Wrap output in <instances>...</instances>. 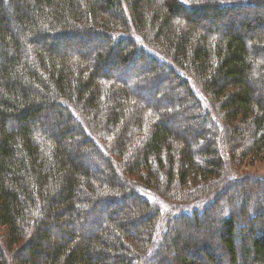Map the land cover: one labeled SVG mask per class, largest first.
<instances>
[{"label": "trees", "instance_id": "16d2710c", "mask_svg": "<svg viewBox=\"0 0 264 264\" xmlns=\"http://www.w3.org/2000/svg\"><path fill=\"white\" fill-rule=\"evenodd\" d=\"M263 154L264 0H0V264H264Z\"/></svg>", "mask_w": 264, "mask_h": 264}, {"label": "rangeland", "instance_id": "374dc122", "mask_svg": "<svg viewBox=\"0 0 264 264\" xmlns=\"http://www.w3.org/2000/svg\"><path fill=\"white\" fill-rule=\"evenodd\" d=\"M69 41H71V42H73V44H76V43H79L80 45H77V46H82V47H84V46H93V45H95L96 44V41H94L92 38H89L87 41H84L83 43H81V42H78V41H72V40H69ZM68 41V42H69ZM66 44V43H65ZM68 44V43H67ZM68 45H70V44H68ZM101 46H104L105 47V44L104 43H102L101 42ZM63 47H65V46H63ZM145 62H147L146 60H144ZM144 68H142L141 66H139V67H135V69L134 70H121L120 72H117L116 73V76L118 75L120 78H122V79H125V78H127L128 77V75L130 74V73H132V72H140L141 70H143ZM110 71L112 72V73H115V71L111 68L110 69ZM119 71V70H118ZM165 77H167V75L165 74ZM169 77V76H168ZM164 79H162V81H163ZM162 89L164 90V93L163 94H161V96H163L164 98H166L167 97V94L166 93H168V89H169V87H168V83L166 82V83H163L162 84ZM173 89H175V91H174V93L176 94V97H177V99H180V97H183L184 96V93L182 92V91H180V90H178L177 88H175V87H173ZM174 117H176L175 115H174ZM177 119H175V121H176ZM177 122V121H176ZM183 125V124H185V126L187 125L186 123H185V121H184V119H183V117L180 119V122H179V125ZM181 127V126H180ZM113 138H114V136L113 135H108V136H106V138L104 139L105 141H108V142H111L112 140H113ZM84 165L85 166H87V167H91V163L90 162H87V163H84ZM236 169H237V172H238V177H240V176H245L247 173L248 174H251V175H254V176H262V177H264V154L261 156V158H259V159H256V160H254V159H248L247 160V158L242 162V164L240 165V167L238 168V167H236ZM237 186L238 185H235V186H233L232 188H230V187H228V185L227 184H225V183H222L221 185H219L218 187L220 188H225L226 189V191L227 192H230V193H233L234 191H236L237 190ZM220 188V189H221ZM167 199H169V200H171L172 201V199L171 198H167ZM128 201V200H127ZM139 200H137V198L136 197H134V198H129V203L131 202V203H136V202H138ZM160 208H163V213H162V218H160L161 220H160V227H159V229H161L162 230V225L166 222V220H167V218H168V216H170V215H174L175 214V212H176V210H178L179 209V207H175L174 209H168L169 207L167 206V205H163V207H161L160 205H159V209ZM161 210V209H160ZM169 212V213H168ZM118 213V215H121V212H120V210H119V212H117ZM190 227L191 226H189V230H190ZM183 233H186V235L188 234V231H183L181 234H183ZM170 255H174V253L172 252V250H171V252H170ZM170 263L171 264H175V262H174V260H171L170 261Z\"/></svg>", "mask_w": 264, "mask_h": 264}]
</instances>
